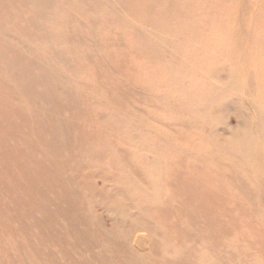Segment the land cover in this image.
I'll list each match as a JSON object with an SVG mask.
<instances>
[{"label":"rangeland","instance_id":"rangeland-1","mask_svg":"<svg viewBox=\"0 0 264 264\" xmlns=\"http://www.w3.org/2000/svg\"><path fill=\"white\" fill-rule=\"evenodd\" d=\"M263 7L264 0H0V138L7 139H0V183L26 182L24 139L54 128L55 161L85 191L90 183L98 188L78 204L91 225L122 229L98 205L104 187L98 174L113 178L111 187L134 208L170 206L166 197L180 193L170 181L174 173L190 181L191 203L222 227L221 246L242 264H264V212L258 211L264 201L253 199L248 183L257 163L264 170V133L253 127L263 117L252 103L264 94ZM43 94L56 105L36 101ZM54 115L64 123L53 124ZM61 130L78 147L83 140L88 145L76 154L62 148ZM250 163L252 171L241 173ZM174 202L180 212V199ZM12 205L0 185V264L29 261L18 246L28 232L6 217Z\"/></svg>","mask_w":264,"mask_h":264},{"label":"bare ground","instance_id":"bare-ground-1","mask_svg":"<svg viewBox=\"0 0 264 264\" xmlns=\"http://www.w3.org/2000/svg\"><path fill=\"white\" fill-rule=\"evenodd\" d=\"M238 4H239V2H238ZM263 13H264V10H263ZM258 14L259 13L257 12V15ZM236 24H238V26H239V23H236ZM1 33H2V31H1ZM150 34H152V33H150ZM150 34H149V37H150ZM238 34H240V33H238ZM3 35H4V33H3ZM232 36H234V35H232ZM146 37H148V36H146ZM2 39H4V38H2ZM0 41H1V39H0ZM242 42H243V40H242ZM10 43H13V42L11 41ZM3 44H4V41H3ZM3 44H1V45H3ZM162 44L167 45V43L164 41L161 42L160 46ZM8 45H10V44L8 43ZM10 47H13V46L10 45ZM25 50L27 51V49H25ZM24 51H22V53ZM30 52H31V49H30ZM30 52H28V53H30ZM224 53H225V51H224ZM23 56L24 55H22V57ZM217 56H216V58H217ZM13 61L14 60H12V62ZM34 61H36V60H34ZM37 61H38V59H37ZM25 62H27V61H25ZM220 65H222V64H220ZM35 66H36V64H35ZM51 66L53 67V65H51ZM247 67H248V64H247ZM55 68H56V66H55ZM55 68L53 67L54 71L59 70V69L55 70ZM20 69H22V68H20ZM28 69H27V71H29ZM231 69L232 68H230V71H231ZM230 71H229V73H230ZM235 71H234V74H235ZM20 72L23 73V70H20ZM43 72H44V70H43ZM57 72H59V71H57ZM56 74H58V73H56ZM46 75H47V73H46ZM48 75H50V74H48ZM230 75H232V71H231ZM46 77H48V76H46ZM32 78H31V81H32ZM62 78H64V77H62ZM56 79H58V78H56ZM16 80H17V78H16ZM10 81H11V79H10ZM33 81H34V79H33ZM36 81L37 80H35V82ZM1 82H2V80H1ZM58 82H59V80H58ZM43 83L45 84L46 87H47V84H50L47 81H45ZM4 85H6V83ZM215 86H217V85H215ZM48 87H50V89L48 88L50 91L53 90V88H51L53 86L48 85ZM36 88H37V86H36ZM72 91H74V90H72ZM63 92H66V91H63ZM56 93H59V92H56ZM67 94H69V93H67ZM31 95H32V92H31ZM42 96H44V94ZM6 97L10 98L9 96H4V98H6ZM244 97H245V95H244ZM41 98H38L37 100L36 99L35 100L36 101L40 100V102L41 101L50 102L51 100L52 101L54 100L52 97L50 99V97L48 98L47 96L44 99H41ZM31 100L33 101V99H31ZM74 100H76V99L74 98ZM26 101L28 102V100H26ZM43 103L46 104V102H43ZM53 103H55V102L53 101ZM65 103L66 102H64V104ZM252 103L255 105V109H256L255 113L263 117L262 119L255 121L257 125L253 124V127L257 128L258 131H260L261 133H264V94L262 96H260L259 98L254 99L252 101ZM29 105H31V104H29ZM35 105H36V107L37 106L40 107V105H38V103H36ZM55 105H56V103H55ZM60 105H63V104L60 103ZM223 105H225V104H223ZM34 106H33V109H34ZM45 107H46V105H45ZM49 107H50V105H49ZM51 107H52V105H51ZM68 107H70L69 103H68ZM46 108L44 109V111H46ZM48 108H47V110H48ZM53 108H54V106H53ZM217 108H219V107H217ZM223 108H225V107H223ZM216 109H215V111H216ZM34 110H36V109H34ZM52 110H54V109H52ZM218 110H219V112H221L220 109H218ZM40 111H42V110H40ZM40 111H36V113L40 112ZM53 113H55V112H53ZM45 114L47 115V113H45ZM215 114H216V112H215ZM54 116L55 117H53V124L64 123V121L61 120L62 117H60L59 115H54ZM26 117H28V116H26ZM0 118H1V116H0ZM5 118H6V116H5ZM222 118H223V116H222ZM0 121H1V125H2L3 120L0 119ZM48 123H50V126L52 125L51 121ZM46 125L48 127H50L48 124H46ZM2 126L5 128V125H2ZM9 128H10V125H9ZM31 128H30V131H31ZM53 129L47 130V129H43V127H42L41 130L35 131V133L33 132L34 136H35V139L33 138L34 141L30 137L31 142H29L28 140H30V138L28 139V137H29L28 135L26 136L27 139H24L26 141L24 144L22 142H19L21 140L18 141V143H22L24 145V147H26V151H25V149H23L25 151L26 155L24 154V159H23L24 161H22L26 167L21 168V171L27 175L26 182L18 184V187H16V185L15 186L8 185L6 181H2L0 183L1 190L4 193L5 199L11 205L13 204L12 207H10V209L7 210L6 215L9 214V216H6V217L7 218L11 217L10 222L11 221L15 222L17 220H20L22 225H23L22 228H25V230L28 232V234L26 235V237H27L26 242L18 244V246H20L22 248V250L24 251L23 255H25V253H27L29 255V256H27V258H29V261L25 262L24 264H242L241 260L237 257L236 254H234V252L232 253V252L228 251L229 247L223 248L221 246L220 243H222V241L220 239L221 242H219V238L223 237L222 235L224 234V232L221 230L222 227L218 228V226L213 225V220H214L213 216L207 215V214H201V212H203V211H200L201 206L197 205V204L193 205L191 203V197L189 195L190 194V190H189L190 181H188L185 178V176H183L182 179H178L179 177L177 175H174V173L169 168L168 169L173 173L170 181L172 183H174L175 186L176 185L179 186L180 193H177L178 195L177 194H170L166 197L168 201L172 202V204H170V206H167V207L162 206L161 204L150 205V204L146 203V204H134L135 207L133 208V206L131 205L132 203H129V201L126 198H124V196L122 194H119L114 188L111 187L112 186L111 182L114 181L113 178L108 177L107 175H102V174L97 175L96 173H93L92 176L97 175V177H95V178L101 177L103 182H104V187L103 188L101 187L102 189L100 191L101 196L98 197L99 207L102 210L106 211V213L111 218V221H113V223L118 224V226L119 225L122 226V229L119 226L120 227L119 229H109V230L105 231V229L102 230L100 228L101 226L98 223H96L95 225L94 224L91 225L86 220V218L82 215V212L79 211L80 206H78V204L94 197L95 194L98 192V188L96 187L95 184L90 183L89 190L85 191L84 188H82V186L80 185V184H82L80 182V180L74 179L72 177V175H68L67 171L66 172L64 171V166H66V165L63 164V161H61V162L57 161V160H56L57 162L55 161L57 155H56L54 150L56 149L57 144L53 141H54V139H56V136H58V137H60V136L58 135L59 133H56ZM68 129H69V127H68ZM7 130L9 131V129H7ZM13 131L14 130H12V132ZM14 133H15V131H14ZM62 133H64V131L61 130V135H62ZM67 134L68 133L65 132L62 136V138H63V146H61L62 148H65V149L67 148L68 150H70V152L75 151V154H76L77 152H79L80 150H83V148L88 145L85 142V140H83L80 143V146L78 147V145L76 144L75 141H74V143H73V141L71 142V137L72 138H75V137L72 135H67ZM9 135H12V134L9 132ZM6 136H8V135H6ZM13 137L15 138V135ZM13 137L11 136L10 139L12 138V140H13L14 139ZM22 137H25V136L23 135ZM17 138L18 137H16V139ZM16 139H14V140H16ZM1 140H3V139H1ZM6 140L5 141L3 140V142H6ZM13 141H12V143H14ZM3 142L0 141V144ZM10 143H11V140H10ZM249 144H250V142H249ZM5 147L11 148V145L10 146L8 145ZM19 147H20V144H19ZM19 147L17 146V148H19ZM17 148H16V150H18ZM8 150H10V149H8ZM20 150H22V145H21ZM20 150H18V151H20ZM19 153H21V151ZM15 154L16 153L14 152L13 155H15ZM6 156H7V154H6ZM21 156H23V154ZM21 156L17 155L18 159ZM259 156L264 158V149L260 151ZM15 159H16V157H15ZM20 160H21V158H20ZM118 163H119V161H118ZM122 163H123V161H122ZM12 164H14V163L12 162ZM249 165L250 166L244 167L243 170L241 171V173L242 172L243 173H250V170L252 171L251 167H253V165L251 163ZM259 165L260 164L257 163V169L253 170L252 171L253 173H251V175L254 178L253 182H248V181L247 182L251 185L249 187V191L254 190V192H255V193L252 192L253 193V195H252L253 199L264 201V194H263V192H264V178H263L264 177V170L259 169L260 168ZM13 167L15 169V166H13ZM29 167H30V169H29ZM176 167H178V166H176ZM168 169H166V171ZM263 169H264V167H263ZM169 170H168V173H169ZM184 170L186 171V169H184ZM187 170H189V169H187ZM192 173H190V174H192ZM165 174H167V173H165ZM226 175H227V173H226ZM235 176L238 177V173H236ZM81 180H82V178H81ZM164 180H166V179H164ZM242 180H243V178H242ZM242 180H240L242 184H248L246 181H244V180L242 181ZM161 181H163V179ZM231 181H232V179H231ZM90 182H93V181H90ZM112 184H114V183H112ZM248 195L251 196V193L250 194L248 193ZM178 199H180V201H181V206H179L180 212H179V210L177 212L176 204L173 205L174 200H178ZM141 200H144V199L141 198ZM258 203H259V201H258ZM234 206H235V204H234ZM258 206H259V204H258ZM261 208H262V212H264V205L261 206L258 209V211ZM257 218H260V217H257ZM124 220H126V222H127L125 226H124ZM261 223L264 224V218L261 220ZM226 226H227V224H226ZM105 235L108 238V240L106 242H104V239H103L105 237ZM229 239H231V238H229ZM249 240H251V239H249ZM238 241L240 242L239 239H238ZM226 242H227V239H226ZM229 242H230V240H229ZM199 243H202L205 246L201 247V246H199ZM231 243L232 242L229 243L230 246H231ZM233 243H234V241H233ZM229 244L227 242L228 246H229ZM234 244H236V243H234ZM240 245H242V242H240ZM235 247H238V246H235ZM29 249H32L36 252L33 254H30ZM240 249L242 250V248H240ZM200 250L204 252L203 253L204 255H201L202 252H200ZM245 251H246V249H245ZM239 255H240V253H239ZM22 258H23V256L21 257V259ZM2 259H3V257L0 256V263L2 262ZM20 262L23 263L21 260H20Z\"/></svg>","mask_w":264,"mask_h":264}]
</instances>
